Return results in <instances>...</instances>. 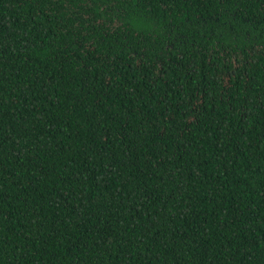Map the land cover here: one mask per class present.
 Segmentation results:
<instances>
[{"label":"trees","instance_id":"obj_1","mask_svg":"<svg viewBox=\"0 0 264 264\" xmlns=\"http://www.w3.org/2000/svg\"><path fill=\"white\" fill-rule=\"evenodd\" d=\"M0 264H264V0H0Z\"/></svg>","mask_w":264,"mask_h":264}]
</instances>
